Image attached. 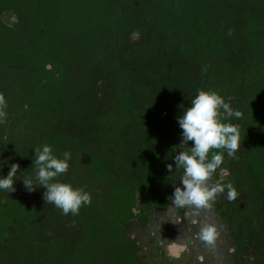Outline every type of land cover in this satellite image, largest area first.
<instances>
[{"label":"rangeland","instance_id":"rangeland-1","mask_svg":"<svg viewBox=\"0 0 264 264\" xmlns=\"http://www.w3.org/2000/svg\"><path fill=\"white\" fill-rule=\"evenodd\" d=\"M42 1L45 6L48 3L49 9L46 14L43 12V17L54 19L58 10L56 0ZM82 1L80 5L86 8L90 0ZM6 9L2 4V10ZM9 10H14L7 26L10 33L24 36L34 32L36 24L26 11ZM130 11L132 29L128 33L118 30L119 36L113 34L103 43L91 44L83 32L87 26L83 25L79 37L68 36L62 41L61 48L67 45L74 48L73 55L49 53L64 63L60 101L72 103L71 115L61 114L58 95L53 103L45 106L34 101L44 110L27 111L33 107L28 103L30 95L46 93L50 90L49 83L35 76L36 70L26 63L11 72L0 59V98L4 101V116L0 117V159H10L20 165L16 190L11 193L0 190V198L13 203L21 197L24 216L34 206L43 213L40 221L30 224L29 228L26 222L18 225L9 219L3 220L0 213V240L7 236L8 241L7 247H0V264H79L81 259L75 263L73 260L75 255H80L81 247L91 251L89 244L85 248L83 245L89 229L81 220L84 214L80 210L77 214L65 215L44 200V188L26 193L24 187L23 179L35 177V148L47 143L52 145L55 154H61L60 134H69L75 140H69L73 145L69 143L62 150L63 154L71 153L69 169L55 180L67 176V183L91 194L90 204H104L99 185L94 186L88 177L94 173V165H87L91 157L104 161L106 170L119 184L134 186L138 181L143 185L137 192L138 214L128 225V233L138 250L136 256L142 264H264V183L259 181L248 160L250 144L245 146L240 142L232 156L226 152L223 163L208 180L209 185L224 186V191L217 193L211 202V208L172 204L171 196L181 186L183 168L169 171L173 172L172 182L167 183L166 178L163 184L155 178L161 171L160 157L166 165L175 164L174 156L180 150L182 137L175 132L174 124L178 123L177 114L190 105L191 98L200 90L220 92L219 95L226 97V88L219 83L235 74L234 49L232 53L225 52L220 69L201 60V66L209 65H191L187 68L189 74H181V69L177 72L175 67L170 43L159 48L149 34L146 38L143 33L135 34L145 20V26L152 27L153 21L156 24L152 14H141L143 11L136 8ZM4 48L3 45L1 56L5 54ZM48 67L53 69V65ZM120 95L125 103L121 102ZM120 102L121 108L115 109ZM190 147L184 145L185 150ZM8 171L9 165L5 164L0 175H7ZM229 184L237 191L235 200L227 198ZM207 222L216 224L220 233L215 245H208L198 237L201 225ZM2 226L8 229L3 231ZM94 250L104 252L105 247L98 245ZM201 256L202 261L198 259ZM82 260L81 264H96L88 258Z\"/></svg>","mask_w":264,"mask_h":264},{"label":"trees","instance_id":"trees-1","mask_svg":"<svg viewBox=\"0 0 264 264\" xmlns=\"http://www.w3.org/2000/svg\"><path fill=\"white\" fill-rule=\"evenodd\" d=\"M80 3L83 1L56 0V4L59 5L56 16L48 20L43 17V12L46 14L49 11L48 3L46 8L42 0H0V50L3 45L5 47V54L3 56L0 54V59L4 60V66L12 72L16 68H22L26 63L27 67L36 70L35 76L42 77L41 80L49 83L50 90L46 93H39V96L30 95L28 103L33 107L27 108V111L39 112V108H44L42 106L53 103L57 95L59 101L61 100L62 92L59 88L65 78V66L61 60L57 61L49 53L53 54L54 51L58 55H73L74 48L70 45L61 48L62 41L68 36H77L84 28L82 26L86 25L87 28L83 32L90 43H103V40H108L113 34L119 36L118 30H125V33H128L132 29L130 9L141 10L143 11L141 14L150 12L157 22L155 24L153 21L150 27L145 26L147 23L145 20L142 27L139 25L140 29L142 28L140 33H143L145 38L149 34L152 43L159 48L166 42L170 43L173 47V58L176 59L175 67L178 68L177 72L181 69V74L190 73L188 66H201V60L220 69L225 52L234 49L235 74L219 85L226 88L225 101L241 115L238 118L233 116L226 122L238 128L241 133L240 142H244L245 146L250 144L248 160L252 163L253 172L259 181L264 183V0H139V3L137 0H90L86 8ZM2 4L6 5V10H2ZM10 8L19 12L26 11V15L36 24L32 34L23 36L8 31V22L14 17V10H9ZM73 23L76 25H71ZM49 64L53 65V69H49ZM121 99L124 98L121 96ZM36 100L42 106H36L34 103ZM122 100L121 102L125 103V100ZM121 102L119 108L115 109L121 108ZM58 106L61 114H72V103L65 104L60 101ZM29 115L31 114L27 112L28 118ZM174 129L181 135L178 123L174 124ZM68 137L69 134L58 135L61 154L58 153L57 156H63L62 150L67 144L73 145L69 140L75 139ZM213 152L226 154L227 151L213 149L209 158ZM93 158H90L91 161L87 165H94V173L88 177L94 186L96 183L99 185L104 204L100 206L92 203L81 206V214H84L81 220L89 229L83 245L89 244L91 251L83 250L82 246L80 255L74 256L73 263L80 259L82 263L84 262L82 259L88 258L96 264H142L136 256L138 250L134 239L128 233V225L138 214L135 211L136 190L141 186L119 184L106 170L104 161H96ZM173 169L179 168L173 165ZM68 179L62 175L60 182H67ZM21 196L24 197L23 192ZM3 199L4 197L0 198V213L3 220L9 219L18 225L26 222L29 228L30 224L42 218L41 208L36 206L30 207L24 216V202L20 200L21 197L13 203L4 202ZM1 229L6 231L8 228L2 226ZM6 237L0 240L2 248L7 247ZM98 245L105 247L104 252L94 250Z\"/></svg>","mask_w":264,"mask_h":264},{"label":"clouds","instance_id":"clouds-1","mask_svg":"<svg viewBox=\"0 0 264 264\" xmlns=\"http://www.w3.org/2000/svg\"><path fill=\"white\" fill-rule=\"evenodd\" d=\"M3 105V98H0V117L4 116ZM240 115L238 111L232 109L224 97L212 90L198 91L191 98L190 105L183 108L178 116L182 137L178 147L180 150L176 151L174 156V165L183 168V176L180 179L181 186H177L171 196L174 206L193 205L197 208H211V202L214 201L216 194L224 191V186L221 184L207 183L223 163L224 153L213 152L210 159L209 154L213 149H224L229 156L238 151L241 133L234 124L226 121L233 116L238 118ZM189 144L191 147L185 150L184 145ZM70 160V152H64L62 157L57 156L52 145L45 143L35 148L34 179H23L24 187L29 192L35 191L38 187L44 188V200L54 204L65 215L77 214L82 205L91 203L89 192L74 187L71 183L55 180L68 171ZM5 164L9 165V171L7 175H0V190L11 193L16 190V176L20 165L11 162L10 159H0V169ZM167 168L171 172L173 164H168ZM227 188V198L235 200L236 189L231 184L227 185ZM193 223L196 221L193 220ZM219 235L217 225L211 222L203 223L198 233L199 239L208 245H215ZM198 259L202 261L203 257Z\"/></svg>","mask_w":264,"mask_h":264},{"label":"flooded vegetation","instance_id":"flooded-vegetation-1","mask_svg":"<svg viewBox=\"0 0 264 264\" xmlns=\"http://www.w3.org/2000/svg\"><path fill=\"white\" fill-rule=\"evenodd\" d=\"M58 6L59 5H57V8H58ZM159 157V156H158ZM167 167V165L166 164H164V162H163V160H161V157H160V172H159V174H158V177H156L155 176V178H157L158 179V181L160 182V183H165V182H163V180L165 179L166 180V178H167V183L168 182H171V173L169 172V170H168V168H166ZM151 176H153V173H151L150 174ZM143 182H145V181H143ZM134 185H137L138 187H140L141 186V188H137V190H136V201H137V192H138V190H142L143 188H142V184H140V183H138V181L137 182H135L134 183ZM3 201L4 202H6V199H3ZM137 203V202H136ZM149 206V205H148ZM147 206V207H148ZM139 209V208H138ZM137 213H138V211L139 210H135Z\"/></svg>","mask_w":264,"mask_h":264},{"label":"water","instance_id":"water-1","mask_svg":"<svg viewBox=\"0 0 264 264\" xmlns=\"http://www.w3.org/2000/svg\"><path fill=\"white\" fill-rule=\"evenodd\" d=\"M140 32H141L140 30H137V31L135 32V34H138V35H139ZM133 36H134V34H133Z\"/></svg>","mask_w":264,"mask_h":264}]
</instances>
